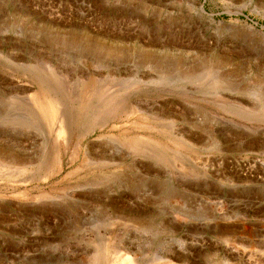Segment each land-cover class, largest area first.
Masks as SVG:
<instances>
[{"label":"rangeland","instance_id":"rangeland-1","mask_svg":"<svg viewBox=\"0 0 264 264\" xmlns=\"http://www.w3.org/2000/svg\"><path fill=\"white\" fill-rule=\"evenodd\" d=\"M0 126V264H264V0H0Z\"/></svg>","mask_w":264,"mask_h":264},{"label":"bare ground","instance_id":"bare-ground-1","mask_svg":"<svg viewBox=\"0 0 264 264\" xmlns=\"http://www.w3.org/2000/svg\"><path fill=\"white\" fill-rule=\"evenodd\" d=\"M50 79H52L53 82L57 83V85L62 86L60 81H59L60 79H58V78H56L54 76H52ZM37 92H40L41 94L45 95V94H47L48 90L42 88V86L40 87V85H39ZM106 95L107 94H105V95L99 94V91L88 92L85 89H83L79 93V95H77L78 96L77 100H78L79 104L77 103L78 105L75 108L76 117L79 118L82 114L87 113L88 111H92L93 113H95L98 110L97 106H93L91 108H88L89 107L88 100L96 98V100L98 99V101L100 103L102 98H105V100L107 101V99L110 97V96L109 97L107 96L108 97L107 98ZM102 104H104V103H102ZM103 106H100V104H99V107H103ZM50 108L53 109L52 112L54 114V119H53V122H52L53 123L52 130L56 131V132L59 131V133L62 132V130H64V129L67 130V127H69V124H71L73 122V121L71 122V120H70L71 118H70V116H68L67 111H65L64 109H58L59 107H56V106L53 107L52 105H50ZM105 112H106V110L102 111V114L103 115L107 114ZM58 113H59V115H58ZM23 124H24V122H23ZM0 132H7V126H0ZM127 147L130 150H132L133 153H134V151H142L143 149L145 150L147 148V146L143 143V141H140L138 139H134V140H132L130 142L127 141L126 148ZM5 148H6V145L0 146V166L8 165V159L5 157V154L7 153V150H5ZM55 150H56V147L54 145H51L50 148L46 151L47 152V156H46V159L44 160L45 164H49L50 165V164H52L55 161Z\"/></svg>","mask_w":264,"mask_h":264}]
</instances>
